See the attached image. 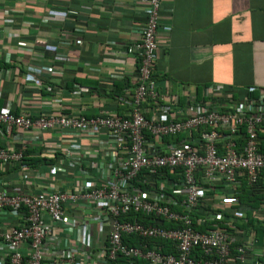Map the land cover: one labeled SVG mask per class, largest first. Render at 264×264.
I'll list each match as a JSON object with an SVG mask.
<instances>
[{"label": "built area", "instance_id": "2783aa9c", "mask_svg": "<svg viewBox=\"0 0 264 264\" xmlns=\"http://www.w3.org/2000/svg\"><path fill=\"white\" fill-rule=\"evenodd\" d=\"M160 7L147 0L127 47L137 73L124 98L114 99L122 112L32 117L0 108L6 134L70 133L51 155L85 179L93 175L63 189L1 190L0 216L18 222L0 223V264H264L252 232L224 212L239 204L242 182L264 178V89H248L242 100L217 85L203 86L200 96L159 89ZM24 152L0 145V170L21 168Z\"/></svg>", "mask_w": 264, "mask_h": 264}, {"label": "crops", "instance_id": "0c3cea01", "mask_svg": "<svg viewBox=\"0 0 264 264\" xmlns=\"http://www.w3.org/2000/svg\"><path fill=\"white\" fill-rule=\"evenodd\" d=\"M146 6L147 0H0V108L32 117L119 110L105 91L136 77L135 50L127 47L137 39ZM158 26L159 89L187 88L200 96L203 86L217 85L236 100L248 89H264V0H161ZM72 137L55 129L6 134L0 128V145L27 152L21 168L0 170V191L63 189L91 180L51 155ZM259 182V203L239 201L224 212L252 232L264 261V178ZM17 222L0 216L4 226Z\"/></svg>", "mask_w": 264, "mask_h": 264}, {"label": "trees", "instance_id": "16d2710c", "mask_svg": "<svg viewBox=\"0 0 264 264\" xmlns=\"http://www.w3.org/2000/svg\"><path fill=\"white\" fill-rule=\"evenodd\" d=\"M123 82H124L123 84H121L120 82L113 83V88H110V90L105 91L106 94L108 96H111L112 98H115V99H117V98H122L123 99L124 98L123 94H124L125 88H131V85H130L128 79L127 80L125 79ZM122 108H123L122 104L118 105V109H119L118 112H120ZM26 154H27V152L25 151L24 152V156H23V161L26 160L25 159ZM259 186H260V182L259 181L254 183V184H252V185H248L246 182H242L239 185V187L236 188V193H237V197L239 198V201L241 203H244V204L245 203L246 204L250 203L249 201L255 202L254 204L259 203L261 198L256 193L258 191ZM249 206H250V204H249ZM156 223H158V221ZM161 224L164 225V226L165 225L166 226H171L170 223H166V222H162ZM128 241L131 244H136L137 243V239L136 238H131Z\"/></svg>", "mask_w": 264, "mask_h": 264}]
</instances>
